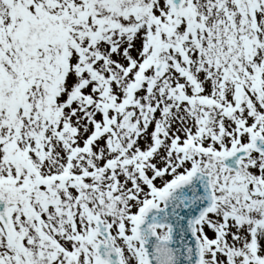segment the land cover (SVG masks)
Wrapping results in <instances>:
<instances>
[{"label":"snow or ice","instance_id":"6c2138e0","mask_svg":"<svg viewBox=\"0 0 264 264\" xmlns=\"http://www.w3.org/2000/svg\"><path fill=\"white\" fill-rule=\"evenodd\" d=\"M0 264H264V0H0Z\"/></svg>","mask_w":264,"mask_h":264}]
</instances>
